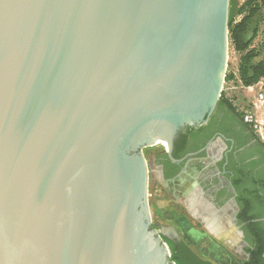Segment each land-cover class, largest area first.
I'll return each mask as SVG.
<instances>
[{
    "label": "water",
    "instance_id": "1",
    "mask_svg": "<svg viewBox=\"0 0 264 264\" xmlns=\"http://www.w3.org/2000/svg\"><path fill=\"white\" fill-rule=\"evenodd\" d=\"M229 4L0 0V264H175L142 151L219 101Z\"/></svg>",
    "mask_w": 264,
    "mask_h": 264
},
{
    "label": "flooded vegetation",
    "instance_id": "2",
    "mask_svg": "<svg viewBox=\"0 0 264 264\" xmlns=\"http://www.w3.org/2000/svg\"><path fill=\"white\" fill-rule=\"evenodd\" d=\"M221 96L204 124L178 133L171 153L174 161L165 151H153L151 159L142 151L148 189L155 183L163 185L171 196V206L183 199L182 206L201 228L206 221H215L219 210L225 211L238 238L231 264H264V148L240 122L232 100ZM192 190L196 192L195 214L188 205ZM157 228L166 230L170 239H165L174 247L186 246L171 228ZM255 253L259 254L253 261Z\"/></svg>",
    "mask_w": 264,
    "mask_h": 264
},
{
    "label": "rangeland",
    "instance_id": "3",
    "mask_svg": "<svg viewBox=\"0 0 264 264\" xmlns=\"http://www.w3.org/2000/svg\"><path fill=\"white\" fill-rule=\"evenodd\" d=\"M245 0H236V2L241 5ZM236 20L240 17L236 16ZM256 31L253 41L251 42V48L256 49L260 53V57L264 51V14L261 12L258 14L253 23L251 24L250 32L248 33V38L252 36V32ZM259 57L257 58V60ZM239 63V54L236 53L228 40V59L226 74L231 73L236 76V79L231 82L223 84L222 93L232 100V104L238 105L240 108L245 107L246 99L244 98V93L241 89V84L237 78V68ZM231 87H235L232 88ZM254 92L248 93L247 95H255ZM246 109V108H244ZM264 107L260 108L258 111V116L263 118ZM162 151L164 148L155 149L152 147L145 148L144 154L146 158H150L153 151ZM155 176L153 177V182L155 183ZM148 206L150 211L151 226L158 229L157 226L163 225L164 227H169L173 233L183 241L188 248L195 253L199 258L209 261L213 264H231L236 258V245L238 243V238L234 234L228 236H217L212 233V225H204L201 228L197 220L192 218L188 214L187 209L183 207V199H177L176 206H171V196H169L168 191L163 185L155 183L151 188L148 189ZM191 216V217H190ZM205 228V229H204ZM165 239V238H164ZM168 244V243H167ZM169 246V245H168Z\"/></svg>",
    "mask_w": 264,
    "mask_h": 264
},
{
    "label": "trees",
    "instance_id": "4",
    "mask_svg": "<svg viewBox=\"0 0 264 264\" xmlns=\"http://www.w3.org/2000/svg\"><path fill=\"white\" fill-rule=\"evenodd\" d=\"M263 6L264 0H245L241 5H239L236 0H230L229 4V41L234 51L239 54L237 78L240 84L245 87L256 84L264 75V51L260 57V53L256 49L250 47L256 33L255 29L252 32V36L248 38L251 24L253 23V20L256 19ZM236 16H239L240 19L236 20ZM258 57L259 59L257 60ZM235 79L236 76L231 73L225 75V82H231ZM222 97L223 96H221V98ZM232 110L236 112L240 118V122L245 125L247 130L252 134V138H256V140H258V142L264 148V142H261L254 135L251 128L242 122L241 112L237 111L236 108H232ZM175 156L177 155L175 154ZM164 242L168 243L171 253V260L175 264H212L209 261L199 258L187 246L174 247L173 244L167 239H165ZM258 254L259 253H255L253 255V261L258 258Z\"/></svg>",
    "mask_w": 264,
    "mask_h": 264
},
{
    "label": "built area",
    "instance_id": "5",
    "mask_svg": "<svg viewBox=\"0 0 264 264\" xmlns=\"http://www.w3.org/2000/svg\"><path fill=\"white\" fill-rule=\"evenodd\" d=\"M227 82L224 81V84ZM235 88V87H231ZM241 89L243 91L244 98L246 99V105L244 108L239 107L235 104V108L237 111L241 112L242 114V122L246 124L248 127L251 128L254 135L261 141L264 142V117L260 118L258 116V111L260 108L264 107V75L259 79V81L256 84H253L251 86H242ZM254 89L256 90L255 95L249 96L248 93L254 92Z\"/></svg>",
    "mask_w": 264,
    "mask_h": 264
},
{
    "label": "crops",
    "instance_id": "6",
    "mask_svg": "<svg viewBox=\"0 0 264 264\" xmlns=\"http://www.w3.org/2000/svg\"><path fill=\"white\" fill-rule=\"evenodd\" d=\"M261 12L264 14V6L261 8V11L259 13ZM218 212L221 214L216 217L215 221H213L212 233L217 236L219 235V236H228V237L232 234L235 235V228L233 227L232 224L228 222V218H226L225 211L219 210Z\"/></svg>",
    "mask_w": 264,
    "mask_h": 264
},
{
    "label": "bare ground",
    "instance_id": "7",
    "mask_svg": "<svg viewBox=\"0 0 264 264\" xmlns=\"http://www.w3.org/2000/svg\"><path fill=\"white\" fill-rule=\"evenodd\" d=\"M163 148H166V147H163ZM147 195H148V193H147Z\"/></svg>",
    "mask_w": 264,
    "mask_h": 264
}]
</instances>
